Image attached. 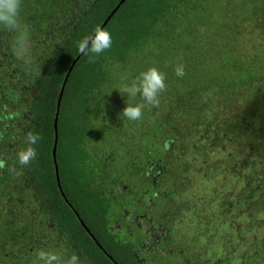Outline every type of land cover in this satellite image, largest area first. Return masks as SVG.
<instances>
[{
	"label": "trees",
	"instance_id": "16d2710c",
	"mask_svg": "<svg viewBox=\"0 0 264 264\" xmlns=\"http://www.w3.org/2000/svg\"><path fill=\"white\" fill-rule=\"evenodd\" d=\"M119 1L22 0L20 30L0 26V264H44L41 251L58 255L61 264L72 255L80 264H264V151L251 143L264 146V46L237 52L239 36L223 33L236 20L258 29L264 43V0H123L102 28L112 36L111 48L95 58L77 57L79 42ZM21 37L28 45L22 58ZM180 65L183 77L175 74ZM70 66L56 119L58 188L52 124ZM152 67L165 74L166 91L159 106H146L140 120H129L122 110L144 101L122 89ZM30 133L40 137L34 145L27 142ZM28 147L36 157L21 165L18 153ZM228 148L240 150L243 159L230 170L232 187L210 199L218 226L226 228V241L218 238L222 246L212 249L225 256L205 252L184 262L181 249L172 254L159 243L167 252L143 259L136 247L144 234L111 228L125 223L136 229L123 212L140 217L134 202L145 198L140 186L148 185V196L157 188L156 181L139 183L135 176L162 177L171 167L180 181L179 161L190 164V153L216 178L225 166L214 161L206 169L207 160ZM120 184L128 186L112 199L109 189Z\"/></svg>",
	"mask_w": 264,
	"mask_h": 264
},
{
	"label": "rangeland",
	"instance_id": "374dc122",
	"mask_svg": "<svg viewBox=\"0 0 264 264\" xmlns=\"http://www.w3.org/2000/svg\"><path fill=\"white\" fill-rule=\"evenodd\" d=\"M228 22V31L223 33H231L239 36L234 40V47L237 49V52H245L247 50L250 51L252 47H259V45L264 46V43L260 40L258 41V38H261L258 29L250 31V29L246 30V26L237 24L236 20H229ZM223 28L224 26L219 28L220 30L217 31L218 34L222 32ZM20 39L23 38L21 37ZM239 39L242 40L241 45H237L240 41ZM35 41L37 44L42 43V41V44H45L44 39H41L40 37H37ZM51 42H47V46L49 48H52L54 45V43ZM218 49L220 48H217V50ZM251 143H255L253 147L256 149L258 148V150L264 151L263 144L258 142ZM223 150V154L218 153L217 151L213 155V160H207L208 164H206V169H208V165L214 161H220L224 164L225 168L216 178L211 179L208 174L204 173L201 169V162L199 164L195 163V161H198L199 159L196 160L192 158L190 153L187 155L189 156L187 159L192 161L190 164L186 165L188 161H179L180 167L177 168V171L179 170L182 178L180 181L176 180V178H174L171 174L172 171L169 170L171 167H167V170L164 169L165 175L162 177L159 176L156 178H149V175H144L147 176V178H140L135 176L133 179L139 183L148 182L150 184H155L156 181L157 188L148 196V185H131V187L133 186V190L134 187L136 189L138 186L143 188V190H141V197L145 195L142 202H138V200L137 202L136 200L134 201L143 211L140 217L138 216L134 218L135 216L132 217L130 212H123L124 219L131 218L134 220L136 229L128 227L125 223H121L120 226L112 224L111 228L115 230L117 229V231H119V235L127 233L133 236L136 235L137 231L144 234L146 240L136 247V250L139 252V256L143 259L148 258L151 255L156 256L164 250L167 252L166 249L172 252V254H177L178 250L180 251L181 249L183 252H180L179 258H181L180 261L184 260V262L187 261V259H203L205 257V252H207L206 254L208 256H211L212 253H216L217 256H225L226 254L221 253L222 251L220 249H212L216 245L221 247L222 243L220 242L226 241V228L223 230L218 226V214H213L217 205L214 202H211L210 199L215 197L213 192L216 191L219 192V194H223L225 190L232 187L233 183L232 179H230V170L234 163L240 167L239 163L243 158L240 150L232 148ZM241 151L243 154L247 153L245 148H242ZM113 153H117V149L114 150ZM173 159H175V157ZM123 186H128V184H120L109 189L108 193L112 199L119 195ZM164 189L166 190V195H163L160 192ZM170 192H173L175 197L170 198L168 196ZM130 198L131 196L127 195L122 197L120 201L123 200L124 202H127ZM231 217L232 216H227L223 222H228L226 220L230 221ZM210 218L211 221L208 220ZM204 219L208 220L209 223L205 224L203 221ZM119 227H123L124 230ZM203 233L207 235L210 234V236H202ZM209 237L210 240H207ZM218 238L221 241L218 240ZM159 243L166 244V249L160 246L161 244L159 245ZM162 259L163 258L161 257L160 260L162 261Z\"/></svg>",
	"mask_w": 264,
	"mask_h": 264
},
{
	"label": "clouds",
	"instance_id": "9594fccd",
	"mask_svg": "<svg viewBox=\"0 0 264 264\" xmlns=\"http://www.w3.org/2000/svg\"><path fill=\"white\" fill-rule=\"evenodd\" d=\"M22 0H0V26L8 30L19 31L21 26L18 20L20 14ZM112 46L111 34L99 27L96 28L95 34L90 37H85L78 44L79 51L84 55L91 54L92 58L99 56L101 53L109 50ZM27 41L21 39L17 44V55L21 58L27 53ZM175 74L178 77H183L185 71L182 65L177 66ZM166 91L165 74L160 72L157 68L152 67L147 71L142 72L140 77L131 84H126L122 92L135 97L139 95L144 101L143 104L136 106H126L122 113L132 121H138L142 118L144 107L159 106L160 94ZM40 139L38 134L30 133L27 137V142L34 145ZM36 157V151L33 147H28L18 153V162L21 165L31 163ZM4 167V162L0 160V168ZM40 259L44 264H61L60 257L51 252L41 251L39 253ZM66 264H80V258L77 255H72Z\"/></svg>",
	"mask_w": 264,
	"mask_h": 264
},
{
	"label": "water",
	"instance_id": "95a60500",
	"mask_svg": "<svg viewBox=\"0 0 264 264\" xmlns=\"http://www.w3.org/2000/svg\"><path fill=\"white\" fill-rule=\"evenodd\" d=\"M123 2V0H120L118 2V4L116 5V7L110 12V14L105 18V20L102 22V24L99 26V28H103V26L105 25V23L107 22V20L110 18V16L113 14V12L117 9V7ZM95 34V33H94ZM93 34V35H94ZM92 35V36H93ZM82 53L79 51L78 56L79 57ZM74 63V62H73ZM72 63V64H73ZM71 64V66H72ZM71 66L68 68L67 72L65 73L63 80L61 82L60 88H59V92L57 94V98H56V104H55V114H54V119H53V132H54V138H53V144H52V148H51V157H52V163H53V168H54V176H55V181H56V185L59 188V181H58V175H57V167H56V163H55V145H56V119H57V112H58V108H59V103H60V99H61V95H62V91L65 85V82L67 80V77L69 75V72L71 70ZM80 222V221H79ZM81 226L84 228V230L86 231V233L89 234V231L84 227V225L80 222ZM91 236V235H90ZM93 238V237H91Z\"/></svg>",
	"mask_w": 264,
	"mask_h": 264
}]
</instances>
